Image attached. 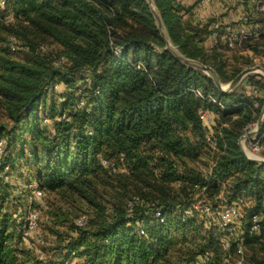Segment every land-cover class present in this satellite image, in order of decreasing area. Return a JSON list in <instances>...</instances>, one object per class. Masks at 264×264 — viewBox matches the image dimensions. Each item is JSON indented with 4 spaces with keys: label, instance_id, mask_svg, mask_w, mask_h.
Returning <instances> with one entry per match:
<instances>
[{
    "label": "trees",
    "instance_id": "obj_1",
    "mask_svg": "<svg viewBox=\"0 0 264 264\" xmlns=\"http://www.w3.org/2000/svg\"><path fill=\"white\" fill-rule=\"evenodd\" d=\"M154 3L178 51L211 66L220 82L254 58L264 68V31L242 42L251 56L231 60L223 36L203 44L216 19L194 22L184 17L191 7ZM241 17L236 25L264 24L254 5ZM164 47L146 0H0V264H235L237 241L242 264H264V164L238 146L264 107V76L249 74L222 93ZM259 135L264 145V121ZM35 190L46 257L23 236ZM200 199L237 205V241L226 249L213 217L185 215ZM253 213L260 229L249 235Z\"/></svg>",
    "mask_w": 264,
    "mask_h": 264
},
{
    "label": "built area",
    "instance_id": "obj_2",
    "mask_svg": "<svg viewBox=\"0 0 264 264\" xmlns=\"http://www.w3.org/2000/svg\"><path fill=\"white\" fill-rule=\"evenodd\" d=\"M197 2L198 5L205 7L209 5L213 0H193ZM254 9L257 11H264V0H260L255 3ZM242 20L245 22L247 18L245 15L241 17ZM225 19V18H224ZM232 20L234 18L232 15L226 20H215L213 21L211 25V33L209 35L210 39L212 40V43H216L217 40L223 36L226 40V45L228 47H234L239 46L242 44V42L249 38H257L263 31H264V24L256 27H247L243 23L242 25H234ZM236 20V19H235ZM235 26V27H234ZM114 54L120 59V49H116L114 51ZM63 61V58H60L54 62V64H59ZM130 63V62H129ZM131 64V63H130ZM140 65L137 66L139 68ZM85 80L87 82L90 81L89 77H85ZM194 92L202 97V94L198 90H194ZM214 101V100H213ZM216 102V101H214ZM219 107L224 110L226 107L221 105L220 103H217ZM78 107L84 106V101H79L77 103ZM87 111H89V108H86ZM200 116L204 123L208 126L211 124V118L207 111H200ZM253 123H250L248 127L253 126ZM246 128V129H247ZM258 140L260 141L261 135L258 134ZM208 142L210 145L214 148L217 143V138L215 136L210 135L208 136ZM3 146L4 141H0V157L3 153ZM7 170V167L4 169ZM0 176H3V173H0ZM205 190V186L201 187V192ZM41 191L35 190L33 192L32 197L29 200V204L31 205V202L36 201L41 197ZM33 200V201H32ZM29 205V208L26 212V217L24 219L23 224V236H28L33 230H35L38 227V217L40 215V211L37 208H34ZM131 206V203L128 204ZM192 210L196 211H202L205 214H207L210 217H213L215 221L217 222L218 228L224 233L225 238L222 239L221 246L223 249H226L229 245V241L232 239L234 241H237L236 237L238 236V227L235 224L236 219L239 217L238 207L235 203H229L221 206L218 202L211 199H200L198 200L192 208H188L185 210V215L189 216L192 212ZM156 216L159 217L160 213L157 211ZM84 223L83 218L80 217L77 220L78 225H82ZM247 232L249 235L256 233L260 229V216L257 213H253L249 216L247 223H246ZM143 232L142 230L140 231ZM237 253L239 254L240 258L235 264H242V244L237 241Z\"/></svg>",
    "mask_w": 264,
    "mask_h": 264
},
{
    "label": "rangeland",
    "instance_id": "obj_3",
    "mask_svg": "<svg viewBox=\"0 0 264 264\" xmlns=\"http://www.w3.org/2000/svg\"><path fill=\"white\" fill-rule=\"evenodd\" d=\"M236 1L237 0H234V5L236 6H232V9L231 11L227 14L225 13L226 12V9H228L229 7L226 5L224 6V10L222 13H219L216 15V19L217 20H227L230 15H232V17L234 18V20H232L233 24L236 25L238 23V11L241 10L240 6H238L236 4ZM225 11V12H224ZM228 11V10H227ZM225 18V19H224ZM236 19V20H235ZM235 27V26H234ZM172 43V42H171ZM172 46L177 49V47L172 43ZM50 49H52V47H49ZM178 50V49H177ZM223 53L225 54V56H227V58L229 57V59L232 60L233 58V54L235 53H241L240 55H248V56H251L252 55V52L247 50V49H243L241 48V45H239L238 47L237 46H234V47H228L225 48L223 47ZM237 53V54H238ZM255 65H261V61L259 58H254V60L252 61V65L250 66H247V67H252V66H255ZM209 66V65H208ZM211 67V66H210ZM247 67H244L243 69L247 68ZM212 68V67H211ZM213 69V68H212ZM242 69V70H243ZM214 70V69H213ZM214 72L216 73V71L214 70ZM251 74H260L262 76H264L262 74V72H258V73H251ZM246 78V76L243 78V80ZM220 80V79H219ZM230 82V81H229ZM222 83V86L225 87L228 85V83ZM238 87V88H237ZM236 88L239 90L240 89V86H237ZM63 89L60 88V86L57 87V92H62ZM264 108V107H263ZM262 108V110H263ZM263 115V112L261 111V114L258 116V118L253 122V126H250L246 129V132H249V131H253L256 127V122L257 120ZM259 134V133H258ZM258 134L254 137H249V138H246L243 142H242V146L244 148V150L247 152V155L249 157H256V158H264V145H260L259 143V140H258ZM205 163V160L201 159L197 162L196 166L200 169V170H203L204 171V174H206L207 172H209V169L208 171L206 166L204 165ZM206 169V170H205ZM206 172V173H205ZM12 180V179H11ZM29 198L32 197L33 195V191L29 192ZM33 201V200H32ZM216 201V200H215ZM47 202H48V199H46V197H42L40 200L37 201V207H39L41 209V212H43L45 209H46V205H47ZM217 202V201H216ZM33 203V202H32ZM221 206H223V204L219 203ZM28 205L29 204V201H28ZM32 206V205H30ZM29 207V206H28ZM44 214L42 213L41 216L39 217L40 219H38V227L33 230L28 236H24V238L26 239L27 241V244L33 248V250L39 255V256H44L46 257V255L44 253H41V249H43L44 245H45V242H46V238L45 237V233H44V228H43V223H44ZM24 219V218H23ZM247 220L245 221V223H247ZM43 238V239H42ZM77 262L76 261H73L71 262L70 264H76Z\"/></svg>",
    "mask_w": 264,
    "mask_h": 264
},
{
    "label": "water",
    "instance_id": "obj_4",
    "mask_svg": "<svg viewBox=\"0 0 264 264\" xmlns=\"http://www.w3.org/2000/svg\"><path fill=\"white\" fill-rule=\"evenodd\" d=\"M147 4L149 5L151 14L154 17L155 20V24L157 27V30L160 33L161 38L163 39L164 43H165V50H168L169 52H171V54L178 60L180 61L183 65L187 66V67H191L194 69H197L199 71H202L203 73H205L208 77H210L213 81V83L215 84L216 88L222 92V93H228L231 92L235 89V87L242 81V79L251 74V73H258V72H262V74L264 75V68L261 67L260 65H255L252 67H247L245 69H243L242 71H240L229 83L227 86L223 87L222 83L219 80V77L217 75V73L214 72V70L205 64H202L199 61L187 58L185 56H183L177 49H175L172 46V43L168 37V34L166 32V29L164 27L162 18L160 16L159 11L156 8V5L154 3V0H146ZM263 115L257 120L256 122V127L253 131H249L246 133H243L239 139H238V146L241 150V152L249 159L252 161H256L260 164H264V158H256V157H249L246 153V151L244 150L243 146H242V142L249 137H254L256 136L259 132L260 129L262 127L263 121H264V108L262 110Z\"/></svg>",
    "mask_w": 264,
    "mask_h": 264
},
{
    "label": "crops",
    "instance_id": "obj_5",
    "mask_svg": "<svg viewBox=\"0 0 264 264\" xmlns=\"http://www.w3.org/2000/svg\"><path fill=\"white\" fill-rule=\"evenodd\" d=\"M176 2L183 5L186 8L191 7L189 8L190 10L187 16H184V17L187 18L190 15V17L192 18V21L200 22V23H205L206 20H208L209 18L216 19V15L223 12L224 6L226 5L229 6L231 3L235 4L234 0H213L209 5L202 7L198 4H195V2H193L192 0H176ZM237 3H238V6H240L241 8V10L238 11L237 18L239 19L241 15H243L244 13H246L248 10L251 9L252 5H255L256 1L255 0L253 1L252 0H237L236 4ZM256 26L254 25L253 27H256ZM248 27H251V26H248ZM203 44L205 47H211L213 45L212 40L210 39L209 36L206 38ZM242 83H243V79L237 86L242 85ZM236 87L235 89L238 88Z\"/></svg>",
    "mask_w": 264,
    "mask_h": 264
},
{
    "label": "bare ground",
    "instance_id": "obj_6",
    "mask_svg": "<svg viewBox=\"0 0 264 264\" xmlns=\"http://www.w3.org/2000/svg\"><path fill=\"white\" fill-rule=\"evenodd\" d=\"M247 153V152H246Z\"/></svg>",
    "mask_w": 264,
    "mask_h": 264
}]
</instances>
